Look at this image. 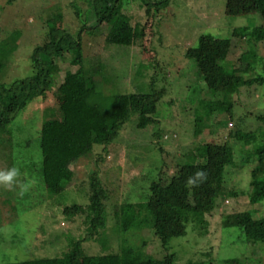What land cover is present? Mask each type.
<instances>
[{"label": "rangeland", "instance_id": "obj_1", "mask_svg": "<svg viewBox=\"0 0 264 264\" xmlns=\"http://www.w3.org/2000/svg\"><path fill=\"white\" fill-rule=\"evenodd\" d=\"M141 1L129 0L122 10L134 30L133 42L126 47L111 43L114 25L80 32L84 23L88 28L97 21L88 0H0V47L6 51L0 83L9 85L33 74L31 55L35 46L45 43V21L54 15H61L58 36L67 32L80 40V50L55 60L59 71L52 87L30 102L9 123L7 133L0 135V171L20 170L12 187L0 185V264L62 258L76 241L81 242L83 254L92 257L109 249L118 252L126 240L145 254L162 258L165 253L153 231L123 233L116 227L115 212L125 203L147 201L151 181L166 183L179 166L196 162L197 146L225 142L234 154V166L224 174L228 193L219 198L203 224H191L185 237L173 239L168 253H175L174 264H264V243L245 244L238 228H223L228 216L246 211L264 214V204L249 201L256 162L254 158L247 161L245 152L250 147L233 135L256 133L264 127L257 119L264 116V43L232 38L229 54L221 62L233 77L226 99L232 103V117L214 115L196 135L194 120L196 114H203L197 98L208 96L200 93L195 64L185 57L187 49L197 46L200 35L228 38L235 28L262 25L255 0H170L158 12ZM81 61L87 68L94 67V79L105 94L148 93L152 87L162 96L153 124L138 129L134 115L114 141L105 143L106 137L99 136L91 154L70 166V184L51 194L37 168L39 132L47 120L67 121L68 106L60 91L65 73L76 72ZM94 174L107 195L103 201L106 227L99 231L102 239L106 232L108 244L85 240L84 211L90 203ZM74 205L83 211L66 215L64 210Z\"/></svg>", "mask_w": 264, "mask_h": 264}, {"label": "trees", "instance_id": "obj_2", "mask_svg": "<svg viewBox=\"0 0 264 264\" xmlns=\"http://www.w3.org/2000/svg\"><path fill=\"white\" fill-rule=\"evenodd\" d=\"M141 1V0H139ZM144 1V0H143ZM147 1V2H146ZM170 0H145L144 6L153 7L155 12L165 8ZM129 0H88L90 12L95 23L85 29L93 33L102 24L114 25L111 43L117 46H130L134 38L133 27L129 18L123 14V8ZM142 2V1H141ZM149 3V4H148ZM79 15V9H76ZM255 13L262 19V25L253 28H235L228 38L200 35L197 46L187 49L186 59L195 64L196 79L201 83L200 93H206L208 99H200L199 108L203 114H196L194 134L207 127L206 121L214 115L226 113L232 117V103L226 99L232 83L230 70L225 69L224 62L229 54L232 38L252 40L264 43V0L254 1ZM61 15H54L46 20L47 34L43 45L35 46L31 55L33 74L16 79L11 84L0 83V135L7 133L9 123L22 112L34 99L44 95L54 84L59 68L56 59L64 55H73L80 50V40L63 32L57 35L56 25ZM80 38V37H79ZM6 51L0 47V65ZM263 64H264V58ZM77 64V63H75ZM76 72H66L60 96L65 98L68 106L66 120L50 119L43 123L39 132L38 147L41 160L38 172L45 188L51 194L63 191L73 179L70 166L80 159L88 157L97 143L98 137L104 136V142L114 141L131 116H137L136 127L145 129L153 124L157 112V103L162 93L151 87V92L131 94H105L99 89L100 83L94 79L92 68H87L81 61ZM264 69V65H263ZM109 82V79H107ZM153 86V85H152ZM264 122V116L257 117ZM244 141L250 149L245 152L247 161L252 158L256 165L251 170V192L249 201L252 205L264 204V127L256 133L233 134ZM1 143V142H0ZM196 162L182 164L168 182L162 179L151 181L148 187L147 201L142 203H125L115 212L116 227L123 233L148 229L154 232L165 255L154 258L145 254L140 247L125 241L118 252L107 250L101 256L83 254L81 242H74L62 258L35 259L14 264H174L175 253H168L173 239L185 237L188 226H199L205 222V216L213 213L219 198L227 194L224 185L225 169L234 166L233 149L229 143H208L195 148ZM246 161V162H247ZM34 166V165H33ZM203 173L202 176H197ZM192 183H189V181ZM90 203L85 212V240L104 241L100 238V229L106 227L104 199L106 192L94 174L91 185ZM229 195H233L230 193ZM83 211V207L74 205L64 210L66 215ZM223 228H238L243 242L264 243V214L256 216L252 211L237 213L226 217ZM103 231V230H102ZM109 241V248H110ZM142 242L141 247H143Z\"/></svg>", "mask_w": 264, "mask_h": 264}, {"label": "clouds", "instance_id": "obj_3", "mask_svg": "<svg viewBox=\"0 0 264 264\" xmlns=\"http://www.w3.org/2000/svg\"><path fill=\"white\" fill-rule=\"evenodd\" d=\"M203 173H198L197 176H202ZM20 176V170L17 167L9 168L6 171H0V185L12 187ZM189 183H192L190 180Z\"/></svg>", "mask_w": 264, "mask_h": 264}]
</instances>
